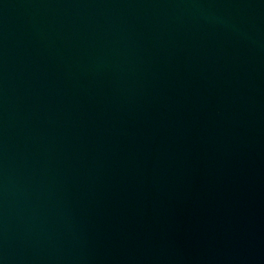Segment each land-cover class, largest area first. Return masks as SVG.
Listing matches in <instances>:
<instances>
[{
    "label": "water",
    "instance_id": "1",
    "mask_svg": "<svg viewBox=\"0 0 264 264\" xmlns=\"http://www.w3.org/2000/svg\"><path fill=\"white\" fill-rule=\"evenodd\" d=\"M0 264H264V0H0Z\"/></svg>",
    "mask_w": 264,
    "mask_h": 264
}]
</instances>
